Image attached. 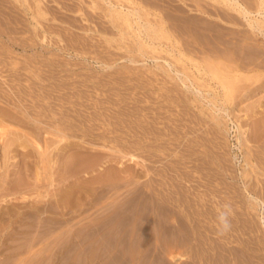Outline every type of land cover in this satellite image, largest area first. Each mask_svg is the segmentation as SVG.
Instances as JSON below:
<instances>
[{"label": "rangeland", "instance_id": "1", "mask_svg": "<svg viewBox=\"0 0 264 264\" xmlns=\"http://www.w3.org/2000/svg\"><path fill=\"white\" fill-rule=\"evenodd\" d=\"M199 2L0 0V264H264V37Z\"/></svg>", "mask_w": 264, "mask_h": 264}, {"label": "bare ground", "instance_id": "2", "mask_svg": "<svg viewBox=\"0 0 264 264\" xmlns=\"http://www.w3.org/2000/svg\"><path fill=\"white\" fill-rule=\"evenodd\" d=\"M211 2H214L216 3L217 5H221L223 6L225 9L227 10H230L232 11L235 15H237L238 17H240L241 19H243L245 22H246V26L248 27V29L255 35V36H262L264 37V0H210ZM199 2V0H198ZM204 2V1H203ZM132 3V2H131ZM200 3V2H199ZM202 3V2H201ZM109 7H113L112 4H108ZM135 5V4H134ZM198 5V4H197ZM200 5V4H199ZM210 5V4H209ZM212 6V5H211ZM215 7V6H214ZM121 8V7H120ZM218 8V6L216 7ZM221 9V8H220ZM217 10V9H216ZM219 10V8H218ZM223 11H225L223 9ZM120 12V11H119ZM227 13V12H226ZM134 14L138 15L137 11L134 10ZM225 14V13H224ZM112 15V14H111ZM114 15V14H113ZM232 15V14H231ZM233 16V15H232ZM113 17V16H112ZM231 18V17H230ZM233 18H237V17H233ZM232 18V19H233ZM114 20V18H112ZM111 19V20H112ZM115 21V20H114ZM238 22V21H237ZM224 74V73H223ZM233 77H236V76H233ZM228 79V78H227ZM230 87V86H229ZM232 88V87H231ZM263 88V87H262ZM251 109V108H250ZM254 115V114H253ZM251 117V116H250ZM1 124V123H0ZM2 131V132H1ZM5 131V130H4ZM254 131V130H253ZM258 131V130H257ZM5 134L3 133V130H1V125H0V140H1V144L3 146H8V143H4L3 142V136ZM12 138V137H11ZM14 138V137H13ZM20 138V137H19ZM5 140V139H4ZM19 139H18V136L16 137V141L17 142ZM2 146V147H3ZM6 146V147H7ZM9 147V146H8ZM12 147V146H11ZM263 148V147H262ZM2 150V149H1ZM6 150V149H5ZM4 151V150H3ZM29 152V151H28ZM4 153V152H3ZM7 154V152H6ZM5 154V155H6ZM16 154V153H15ZM14 155V154H13ZM10 156V155H9ZM27 156V155H26ZM16 157V156H15ZM132 158V157H131ZM135 158V157H134ZM255 159V158H254ZM6 160V159H5ZM16 160V159H15ZM18 161V160H17ZM258 161V159H257ZM256 161V162H257ZM2 162V161H1ZM6 162V161H5ZM25 162V160H24ZM11 163V162H10ZM15 164V163H14ZM27 164V163H26ZM247 164V163H246ZM13 166V165H12ZM14 169H11V173H15L18 171V166L17 164L14 165ZM26 166V165H25ZM247 166V165H246ZM6 167V166H5ZM51 167V166H50ZM1 168V166H0ZM8 168V167H7ZM27 168V167H26ZM52 168V167H51ZM27 170V169H25ZM36 171V170H35ZM20 173V172H19ZM26 173V172H25ZM23 175V174H22ZM27 175V174H26ZM244 176V175H243ZM5 178V177H4ZM23 178V177H22ZM39 178V176H38ZM13 179V178H12ZM15 179V178H14ZM17 180V179H16ZM49 181V180H48ZM20 182V181H19ZM18 182V183H19ZM32 182V181H31ZM30 182V183H31ZM1 183V182H0ZM6 183V182H5ZM14 183V182H13ZM17 183V184H18ZM26 183V182H25ZM33 183V182H32ZM15 184V183H14ZM24 184V183H23ZM29 184V182H28ZM7 184H5L6 186ZM16 185V184H15ZM27 185V183H26ZM17 186V185H16ZM15 187V186H14ZM17 188V187H16ZM23 188V187H22ZM27 188V187H26ZM12 189V187H11ZM4 190V189H3ZM8 191V190H7ZM2 192V191H1ZM0 192V193H1ZM6 192V191H5ZM5 192H3L5 194ZM11 192V191H10ZM6 195V194H5ZM15 196V195H14ZM25 197V196H23ZM48 198V197H47ZM68 198V197H67ZM10 199V198H8ZM16 199V198H15ZM50 200V199H49ZM259 200V199H258ZM13 201V200H12ZM46 201V200H45ZM263 202V201H262ZM20 203V202H19ZM25 203V202H24ZM23 204V203H21ZM40 204V203H39ZM62 204V203H61ZM64 204V203H63ZM80 204V203H79ZM15 205V204H14ZM17 205V204H16ZM37 205V204H36ZM2 206V205H1ZM25 206V205H24ZM72 206V205H71ZM78 206V205H77ZM22 207V206H20ZM66 207V206H65ZM18 208V207H17ZM64 208V207H63ZM5 209V208H4ZM3 209V210H4ZM50 209V208H49ZM67 209V208H66ZM65 209V210H66ZM264 209V207H263ZM56 210V209H55ZM53 211V210H52ZM60 211V210H59ZM9 212V211H8ZM7 212V213H8ZM64 212V211H63ZM14 213V212H13ZM12 213V214H13ZM19 213V212H18ZM10 214V212H9ZM9 214H7L9 216ZM14 214H17V213H14ZM14 216V215H13ZM28 216V215H27ZM33 216V215H32ZM4 217V216H3ZM38 217V216H37ZM30 218V217H29ZM1 219V217H0ZM10 219V218H9ZM37 219V218H36ZM28 220V219H27ZM31 220V219H30ZM34 220V219H33ZM5 221V220H4ZM3 221V222H4ZM45 221V220H44ZM2 222V223H3ZM35 222V221H34ZM53 222V221H52ZM70 223V222H69ZM79 223V222H78ZM11 225V224H10ZM36 225V224H35ZM44 225V224H43ZM47 225V224H46ZM61 225V224H60ZM19 226V225H18ZM55 226V225H54ZM4 227V226H3ZM5 228H6V225H5ZM1 231L3 230H6V229H0ZM14 230V228L12 227V231ZM18 230V229H17ZM11 231V232H12ZM9 233V232H8ZM4 235V234H2ZM2 235H0V237L2 238ZM10 235V234H9ZM8 236V235H7ZM17 236V235H16ZM15 237V236H14ZM14 242V241H13ZM12 242V243H13ZM11 244V243H10ZM0 246L2 247H5L4 245V242H1L0 241ZM16 248V247H15ZM21 248V247H20ZM17 250V249H16ZM12 251V250H11ZM9 251V252H11ZM8 252V251H7ZM8 252V253H9Z\"/></svg>", "mask_w": 264, "mask_h": 264}]
</instances>
